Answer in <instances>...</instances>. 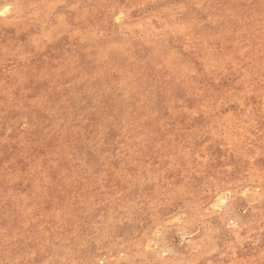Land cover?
<instances>
[{"label": "rangeland", "instance_id": "rangeland-1", "mask_svg": "<svg viewBox=\"0 0 264 264\" xmlns=\"http://www.w3.org/2000/svg\"><path fill=\"white\" fill-rule=\"evenodd\" d=\"M0 264H264V0H0Z\"/></svg>", "mask_w": 264, "mask_h": 264}]
</instances>
